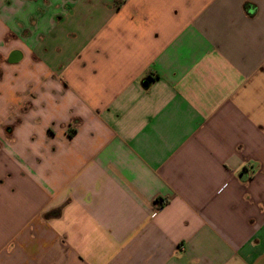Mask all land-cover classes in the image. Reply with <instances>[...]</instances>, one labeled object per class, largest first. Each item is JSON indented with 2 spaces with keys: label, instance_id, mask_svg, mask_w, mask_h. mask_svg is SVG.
Segmentation results:
<instances>
[{
  "label": "crops",
  "instance_id": "obj_1",
  "mask_svg": "<svg viewBox=\"0 0 264 264\" xmlns=\"http://www.w3.org/2000/svg\"><path fill=\"white\" fill-rule=\"evenodd\" d=\"M0 264H264V0H0Z\"/></svg>",
  "mask_w": 264,
  "mask_h": 264
}]
</instances>
